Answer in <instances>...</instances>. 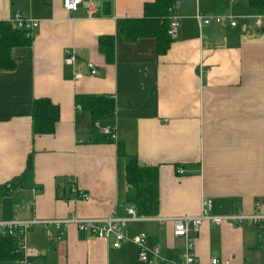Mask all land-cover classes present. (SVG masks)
Returning a JSON list of instances; mask_svg holds the SVG:
<instances>
[{
	"label": "crops",
	"instance_id": "1",
	"mask_svg": "<svg viewBox=\"0 0 264 264\" xmlns=\"http://www.w3.org/2000/svg\"><path fill=\"white\" fill-rule=\"evenodd\" d=\"M155 1L81 0L69 12L62 0H0V22L10 23L17 8L38 20L33 37L11 47L0 66L3 219H100L112 210L127 216L118 143L158 171L157 214L125 226L130 237L144 232L147 244L159 248L156 264L178 258L184 245L172 235V222L159 218L195 216L203 198L216 215L251 213L257 202L264 211V24L251 22L256 12L248 0H173L179 26L172 38L160 32L158 18L167 9L162 13ZM198 12L235 16L236 25L199 26ZM77 96L111 98L113 116L93 125ZM42 98L58 108L50 134L33 133V103ZM94 128L117 139L97 140ZM69 180L87 201L73 196ZM189 235L194 264L213 257L263 264L252 224L203 221ZM7 239L0 236V264H19L1 244L17 240ZM27 241L33 264H147L132 242L113 248L74 225H33Z\"/></svg>",
	"mask_w": 264,
	"mask_h": 264
},
{
	"label": "built area",
	"instance_id": "2",
	"mask_svg": "<svg viewBox=\"0 0 264 264\" xmlns=\"http://www.w3.org/2000/svg\"><path fill=\"white\" fill-rule=\"evenodd\" d=\"M81 0H62V6L66 11L74 12ZM175 9L172 6L171 12ZM95 8L90 5L88 8L89 16H92ZM195 18L199 26L208 25L210 23L226 24L228 26L236 25V17L228 14H202L196 13ZM10 23L18 29L25 32L28 38L33 37L35 30L38 27V20L25 16L20 9H15L10 18ZM251 22L256 27H261L264 24V14H256L251 18ZM179 26V19L175 13L169 16V25L167 34L174 37ZM66 64H73L74 56L71 52H67L64 56ZM89 73L91 76L97 74V69L92 63H88ZM75 77H80L79 73H75ZM104 133L109 135L112 140H116V134L111 130H104ZM178 173L183 171L178 169ZM10 186L8 185L7 188ZM69 188L75 198L87 201L89 195L80 190L74 181L69 180ZM127 216L118 217L112 210L106 217L100 219H82L75 216L61 219H47V220H20L16 218L3 219L1 216V202H0V234L15 236L17 240V252L19 253V264H33V259L36 253L29 247L27 241V233L33 225H40L44 228L65 229L69 225H74L78 232L91 235L96 238L111 240V246L118 248L123 242H132L137 249L138 259L147 264H156L160 257V250L157 246H149L147 244V237L144 232L130 237L125 230L126 223L132 220H139L141 217L137 215L136 210L132 206L126 208ZM158 221L172 222V235L176 238H183L184 245L181 255L178 258L164 259L166 264H194V244L193 237L189 235L190 228L196 230L203 221H208L213 224H220L221 222H229L235 225L244 223L252 224L256 227L258 242L264 254V211L261 208V203L255 204V209L251 213H244L241 209H236L232 214L216 215L212 213V203L210 199L203 198L201 201V208L199 214L195 216H184L174 218H159ZM209 264H230L227 259L219 260L215 257L211 258ZM264 264V257H263Z\"/></svg>",
	"mask_w": 264,
	"mask_h": 264
},
{
	"label": "trees",
	"instance_id": "3",
	"mask_svg": "<svg viewBox=\"0 0 264 264\" xmlns=\"http://www.w3.org/2000/svg\"><path fill=\"white\" fill-rule=\"evenodd\" d=\"M173 0H156L155 5L161 4L162 13L167 9L161 17L158 18L160 32L167 33L169 25V16L171 13V5ZM249 7L256 14H264V0H248ZM0 66L5 65V58L8 56L9 49L16 45L25 44L29 41L25 32L15 28L9 22H0ZM168 40L160 51L163 52L168 46ZM80 106L90 114L91 122L94 125L96 122L111 118L113 116V100L105 99L101 96H86L76 98ZM58 120V108L50 100L46 98L37 99L33 103L32 127L34 134H50L54 131V126ZM93 135L97 140L110 139L108 135L99 136L97 130L93 129ZM118 156L123 160L124 181L126 185L125 201L132 206L138 216L153 217L157 214L159 203L158 189V171L154 166L141 165L133 154H127L123 144L117 145ZM30 171V162L27 167V172ZM7 238L15 236L2 235ZM2 241L1 244L10 248V257L19 259V253L15 251L17 246L11 247V244ZM1 260V259H0Z\"/></svg>",
	"mask_w": 264,
	"mask_h": 264
}]
</instances>
